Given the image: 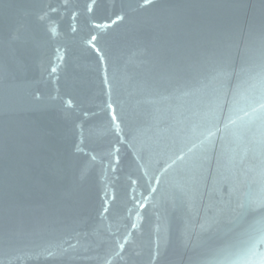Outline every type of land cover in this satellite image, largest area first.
<instances>
[{
  "label": "water",
  "instance_id": "95a60500",
  "mask_svg": "<svg viewBox=\"0 0 264 264\" xmlns=\"http://www.w3.org/2000/svg\"><path fill=\"white\" fill-rule=\"evenodd\" d=\"M0 264H264V0H0Z\"/></svg>",
  "mask_w": 264,
  "mask_h": 264
}]
</instances>
